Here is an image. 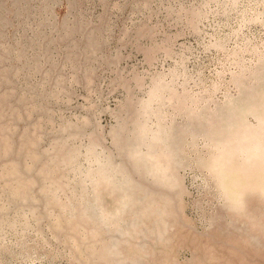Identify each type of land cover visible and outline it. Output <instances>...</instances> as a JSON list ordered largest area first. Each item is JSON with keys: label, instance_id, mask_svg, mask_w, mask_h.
<instances>
[{"label": "rangeland", "instance_id": "374dc122", "mask_svg": "<svg viewBox=\"0 0 264 264\" xmlns=\"http://www.w3.org/2000/svg\"><path fill=\"white\" fill-rule=\"evenodd\" d=\"M0 264H264V0H0Z\"/></svg>", "mask_w": 264, "mask_h": 264}]
</instances>
